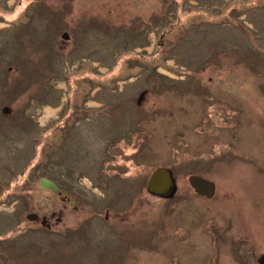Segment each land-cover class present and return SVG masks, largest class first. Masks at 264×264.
<instances>
[{
  "label": "rangeland",
  "instance_id": "obj_1",
  "mask_svg": "<svg viewBox=\"0 0 264 264\" xmlns=\"http://www.w3.org/2000/svg\"><path fill=\"white\" fill-rule=\"evenodd\" d=\"M157 168L172 174L165 196L146 189ZM253 254L264 255V0H0V264Z\"/></svg>",
  "mask_w": 264,
  "mask_h": 264
},
{
  "label": "water",
  "instance_id": "obj_2",
  "mask_svg": "<svg viewBox=\"0 0 264 264\" xmlns=\"http://www.w3.org/2000/svg\"><path fill=\"white\" fill-rule=\"evenodd\" d=\"M172 179L171 171L166 168H157L149 177L147 190L152 194L165 196L169 193V191H171L170 188L173 182ZM188 182L194 192L199 195L211 197L214 193V184L201 176L190 175L188 177ZM38 184L41 188L49 189L54 192L58 191L55 183L45 177H41ZM34 217V214L27 215V219L29 220H33ZM261 263H264V255L261 257Z\"/></svg>",
  "mask_w": 264,
  "mask_h": 264
},
{
  "label": "flooded vegetation",
  "instance_id": "obj_3",
  "mask_svg": "<svg viewBox=\"0 0 264 264\" xmlns=\"http://www.w3.org/2000/svg\"><path fill=\"white\" fill-rule=\"evenodd\" d=\"M70 118H66V120H69ZM66 120H64V122H66ZM77 120H79V118H77L76 119V121ZM115 150L116 149H112V152L114 153L115 152ZM45 178H47V179H49L48 177H45ZM148 179H149V177H148ZM148 179H147V182H146V189H147V183H148ZM51 180V179H50ZM51 181H53V180H51ZM54 182V181H53ZM55 183V182H54ZM55 185H56V187L58 188V191H56V192H54V191H52V190H49V189H45V190H47V191H49L51 194H56L57 196H58V199L60 200V201H65V200H67L68 199V203L70 204V205H72V204H75L76 202H77V200H75L74 198H71L70 197V191L69 190H67V189H64V188H61V185L59 186V185H57L56 183H55ZM148 191V190H147ZM28 215V214H27ZM35 216H36V214H34ZM35 218V217H34ZM35 219H37V216H36V218ZM44 224V222L42 221L41 222V225H43ZM236 238V237H235ZM239 238V237H238ZM211 242L213 243V241L211 240ZM211 248H212V253H214V254H217V255H219L220 253H219V251H218V247H214V245L212 244V246H211ZM242 254V253H241ZM263 255H261L259 258H256V254H253V259L251 260V261H253L254 260V263L255 264H261V257H262ZM212 264H215V263H212ZM218 264V263H217ZM238 264H239V262H238Z\"/></svg>",
  "mask_w": 264,
  "mask_h": 264
},
{
  "label": "trees",
  "instance_id": "obj_4",
  "mask_svg": "<svg viewBox=\"0 0 264 264\" xmlns=\"http://www.w3.org/2000/svg\"><path fill=\"white\" fill-rule=\"evenodd\" d=\"M149 192V191H148Z\"/></svg>",
  "mask_w": 264,
  "mask_h": 264
}]
</instances>
